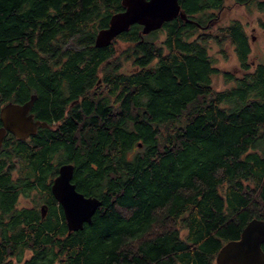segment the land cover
Segmentation results:
<instances>
[{"label":"trees","instance_id":"16d2710c","mask_svg":"<svg viewBox=\"0 0 264 264\" xmlns=\"http://www.w3.org/2000/svg\"><path fill=\"white\" fill-rule=\"evenodd\" d=\"M179 4L188 21L133 24L97 48L121 0H0V109L35 95L48 124L0 147V264H213L264 220V64L239 20L208 31L224 0ZM210 41L242 71L224 89ZM62 163L101 202L70 233L50 190Z\"/></svg>","mask_w":264,"mask_h":264},{"label":"water","instance_id":"95a60500","mask_svg":"<svg viewBox=\"0 0 264 264\" xmlns=\"http://www.w3.org/2000/svg\"><path fill=\"white\" fill-rule=\"evenodd\" d=\"M123 10L113 13L105 28L99 29L94 39L97 48L107 47L131 25L142 27V34L160 29L165 22L176 17L188 21L179 0H121ZM36 99L19 104L9 102L0 109V146L7 132L20 140L35 134L37 127H47L46 122L34 120L30 110ZM74 166L71 163L59 165L57 175L51 183V193L62 208L68 233L78 231L85 223H90L101 202L96 197L85 196L72 182ZM45 210L41 207V216ZM264 241V220H250L239 240L224 244L217 256L216 264H264L259 243Z\"/></svg>","mask_w":264,"mask_h":264},{"label":"rangeland","instance_id":"374dc122","mask_svg":"<svg viewBox=\"0 0 264 264\" xmlns=\"http://www.w3.org/2000/svg\"><path fill=\"white\" fill-rule=\"evenodd\" d=\"M259 19L264 20V11L259 10L254 3L240 4L235 0H224L223 8L217 13L215 22L212 23V28L208 31L211 33L216 28L226 25L232 20H239L244 25L251 42V63L264 64V33L259 28ZM223 47L226 53L225 57L218 45L212 41L208 43L209 54L216 61L215 66L222 71L220 74L212 77L213 86L216 89H224L231 85L230 82L225 81L222 75L223 72H230L234 75L242 74L232 47L228 43ZM124 66H126V70L130 71L132 69L130 64H125ZM31 201V199L27 200V198L22 197L19 199V205L29 206L31 205ZM26 255L28 256L29 254L27 253Z\"/></svg>","mask_w":264,"mask_h":264},{"label":"flooded vegetation","instance_id":"af4514ba","mask_svg":"<svg viewBox=\"0 0 264 264\" xmlns=\"http://www.w3.org/2000/svg\"><path fill=\"white\" fill-rule=\"evenodd\" d=\"M208 12H205V16L206 17H208ZM211 18H213V17H210L209 19H208V22L207 23H214L215 22V19L213 20V19H211ZM100 81V80H99ZM98 81V82H99ZM76 102V101H75ZM4 106V105H3ZM2 106V107H3ZM30 113H32L33 114V119L36 121V118H35V116H34V113L32 112V108H31V110H30ZM2 125V123H1V121H0V126ZM38 128V127H37ZM37 131V130H36ZM36 133V132H35ZM11 135H13V134H11L10 132H7L6 133V135H5V137L6 136H11ZM34 135V134H33ZM33 135H31V136H33ZM14 136V135H13ZM4 137V138H5ZM15 137V136H14ZM30 137V136H29ZM29 137H27L26 139H28ZM15 138H17V137H15ZM18 139V138H17ZM4 140V139H3ZM2 143H3V141H2ZM2 145V144H1ZM1 147V146H0ZM63 164V163H62ZM72 164V163H71ZM61 165V164H60ZM18 204H19V202H18ZM245 227V226H244ZM242 231H243V229L241 230V232H240V234H239V236H238V238H236V239H234V240H231V241H235V240H239L240 239V237H241V233H242ZM229 242V241H228ZM227 243V242H226ZM226 243H224V244H226ZM223 244V245H224ZM222 245V246H223ZM259 248H260V250H261V253H262V258H264V241L263 242H260L259 243ZM220 250V249H219ZM219 252V251H218ZM218 254V253H217ZM217 254H216V256H217ZM216 256L214 257V262H213V264H216ZM12 259V261H13V264H20V262L19 261H17V259L16 258H11V257H9L8 259H7V261H9V260H11ZM262 261H264V259L262 260ZM22 264V263H21Z\"/></svg>","mask_w":264,"mask_h":264}]
</instances>
